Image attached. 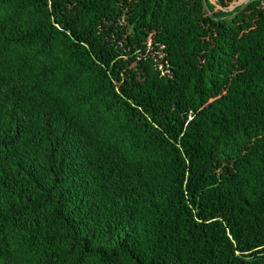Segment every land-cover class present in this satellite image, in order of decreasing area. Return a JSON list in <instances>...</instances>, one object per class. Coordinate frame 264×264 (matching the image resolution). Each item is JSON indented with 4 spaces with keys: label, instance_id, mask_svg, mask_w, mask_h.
I'll return each instance as SVG.
<instances>
[{
    "label": "trees",
    "instance_id": "trees-1",
    "mask_svg": "<svg viewBox=\"0 0 264 264\" xmlns=\"http://www.w3.org/2000/svg\"><path fill=\"white\" fill-rule=\"evenodd\" d=\"M240 1L0 0V264H264Z\"/></svg>",
    "mask_w": 264,
    "mask_h": 264
},
{
    "label": "rangeland",
    "instance_id": "rangeland-1",
    "mask_svg": "<svg viewBox=\"0 0 264 264\" xmlns=\"http://www.w3.org/2000/svg\"><path fill=\"white\" fill-rule=\"evenodd\" d=\"M243 2H248V0H242V1H240L239 3H238V5H240V3H243Z\"/></svg>",
    "mask_w": 264,
    "mask_h": 264
},
{
    "label": "water",
    "instance_id": "water-1",
    "mask_svg": "<svg viewBox=\"0 0 264 264\" xmlns=\"http://www.w3.org/2000/svg\"><path fill=\"white\" fill-rule=\"evenodd\" d=\"M249 2H250V1L247 2V4L245 5V7L249 4ZM245 7H244V8H245Z\"/></svg>",
    "mask_w": 264,
    "mask_h": 264
}]
</instances>
